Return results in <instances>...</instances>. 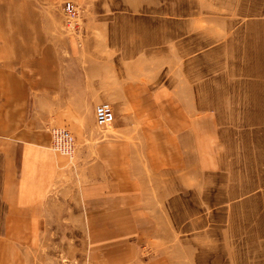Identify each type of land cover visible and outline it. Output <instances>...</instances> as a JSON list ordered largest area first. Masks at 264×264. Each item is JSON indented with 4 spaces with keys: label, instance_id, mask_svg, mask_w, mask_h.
<instances>
[{
    "label": "rangeland",
    "instance_id": "1",
    "mask_svg": "<svg viewBox=\"0 0 264 264\" xmlns=\"http://www.w3.org/2000/svg\"><path fill=\"white\" fill-rule=\"evenodd\" d=\"M74 4L78 15L72 20L63 5V24L80 35L84 56L107 58L109 73L122 74L127 84L169 92L172 103L161 96L162 103L171 104L168 110L181 111L180 116L170 111L165 117H171L174 135L187 123L189 136L183 137L184 144L197 142L196 130L201 131L205 150L209 146L210 151L200 153L197 168L196 156L188 160L181 153L177 135L181 154L172 155V171L145 180L141 206L135 210L144 221L140 234L141 227L136 226L140 241L131 234L91 243L86 227L77 223L79 204L74 202L73 188L69 191V184L79 180L81 167L91 161V157L82 160L80 150L92 153L100 136L129 142L137 133L117 129L119 122L136 121L129 104L124 101L116 113L109 102L115 115L110 125L96 122L86 133L58 126L75 140L71 154L56 148L54 127L50 130L51 149L60 164V186L44 218L35 220L41 224L0 225V232L17 240L27 264H146L162 254H168L170 264H264V138L258 141L259 130L247 136L250 127L238 120L247 101H253L248 113L252 111L253 117L259 113L254 104L259 98L247 99L243 91L264 89V0H81ZM81 141L89 145L82 146ZM125 149L130 153L131 146ZM112 228L108 227L109 235Z\"/></svg>",
    "mask_w": 264,
    "mask_h": 264
},
{
    "label": "crops",
    "instance_id": "2",
    "mask_svg": "<svg viewBox=\"0 0 264 264\" xmlns=\"http://www.w3.org/2000/svg\"><path fill=\"white\" fill-rule=\"evenodd\" d=\"M80 1L0 0V225H38L40 221L35 220L44 218L61 183L60 164L51 149L53 127L62 124L76 133L85 132L95 126L97 105L110 102L120 113L125 101L133 109L131 114L136 121L132 125L119 122L117 129L137 133L129 142L100 136L92 153L80 150L79 157L86 161L91 157L92 162L81 167L79 180L69 184V191L73 188L74 202L79 204L77 223L86 227L91 243L131 234L140 241L138 234L144 231V221L135 210L140 209L147 176L172 171L173 154L184 153L188 160L196 156L199 168L200 153L205 150L204 136L196 130L197 142H186L187 147L183 142V137L189 136L187 123H182L179 134L174 135L171 117L165 118L175 111L178 116L181 114L179 110H168L171 104L162 103L161 96L167 104L172 103L169 92H151L146 87L127 84L122 74L109 73L107 58L84 56L80 35L65 29L62 13L66 2ZM243 92L247 99L259 98L254 103L259 106V115L248 113L253 101H247L242 119L238 120L245 128L250 127L247 136L252 135V130H259L261 142L264 89ZM193 144L198 147L193 149ZM80 145L89 143L81 141ZM125 145L131 146L130 153ZM244 145L251 146L252 142ZM141 151L146 158L142 159ZM261 151L264 153V147ZM71 209L76 210L75 206ZM126 225V230L120 229ZM136 226L141 227L138 234ZM108 227H113L110 235ZM5 233L0 232V264H27L17 240ZM167 255H159L146 264H170Z\"/></svg>",
    "mask_w": 264,
    "mask_h": 264
},
{
    "label": "built area",
    "instance_id": "3",
    "mask_svg": "<svg viewBox=\"0 0 264 264\" xmlns=\"http://www.w3.org/2000/svg\"><path fill=\"white\" fill-rule=\"evenodd\" d=\"M64 11L70 20L77 17L78 9L73 2L64 4ZM95 118L99 126H107L113 123L115 119L114 112L109 103H100L95 107ZM53 140L56 148L64 153L71 154L74 151L75 140L67 129L53 128Z\"/></svg>",
    "mask_w": 264,
    "mask_h": 264
}]
</instances>
